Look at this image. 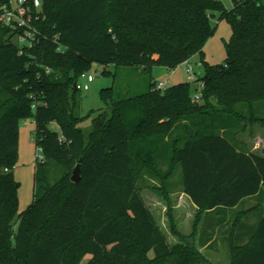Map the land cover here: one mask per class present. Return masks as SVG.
Segmentation results:
<instances>
[{
  "label": "trees",
  "instance_id": "16d2710c",
  "mask_svg": "<svg viewBox=\"0 0 264 264\" xmlns=\"http://www.w3.org/2000/svg\"><path fill=\"white\" fill-rule=\"evenodd\" d=\"M232 2L228 9L222 0H42V11L32 12L37 40L23 47L15 40L22 30L0 24V264H82L87 255L86 264H214L194 244L170 245L138 181L179 169L182 191L210 227L264 194V156L223 133L244 120L264 122V4ZM217 15L233 34L225 61L212 64L204 46ZM197 54L202 101L191 81L157 88L156 66L176 69ZM93 63L104 74L109 65L142 67L148 89L104 88L106 107L80 115L74 83ZM92 115L87 132L80 124ZM26 118H34L43 160L35 199L18 212L13 169ZM242 215L228 238L231 264H264V213L248 227Z\"/></svg>",
  "mask_w": 264,
  "mask_h": 264
},
{
  "label": "rangeland",
  "instance_id": "374dc122",
  "mask_svg": "<svg viewBox=\"0 0 264 264\" xmlns=\"http://www.w3.org/2000/svg\"><path fill=\"white\" fill-rule=\"evenodd\" d=\"M222 1L228 9L233 7L232 0ZM261 1L264 4V0ZM212 24L215 26V31L204 46V58L209 63L219 64L224 62L227 57L225 43L233 33L230 23L226 19L219 18L218 15L212 19ZM15 40L19 41L17 37ZM191 58V65L194 66V69L199 68V75L203 74V65H199L201 56L197 54ZM107 68L111 73L104 74L105 66L98 63L91 65L87 73L92 74L95 78L94 81L89 82L88 90L80 89L77 94L78 114L85 116L91 111L106 107L101 98V91L104 88L115 86L122 95L139 94L148 89L149 77L147 73L142 72V67L109 65ZM187 69L188 66L184 64L173 72L167 67L156 66L152 76L155 81L164 82L166 87L191 81V93L194 95L200 88V82L190 79ZM79 81L83 83L87 80L79 78ZM213 102L216 101L213 100ZM261 116L264 117V115ZM94 117V115L86 117L80 124L87 132L92 128ZM242 125L243 128L236 132L223 131V133L239 149L254 151L264 156V122L244 120ZM50 127L54 130L59 129L56 122L51 123ZM35 128L34 118L20 120L19 152L16 157V166L13 169V175L19 185L17 189L18 212L25 210L35 199L37 158L43 154L36 145ZM60 176L61 168L56 166L52 168L49 180L54 183ZM181 178L180 170L176 169L170 178L164 180L144 175L138 181V186L171 246L174 247L178 243L194 244L197 250L214 264H231L228 238H230L234 217L239 213L243 214L244 223L241 226H253L258 216L264 213V194L246 199L238 208L229 213L224 224L210 227L208 225L209 217L205 216L204 212H200L182 191ZM181 234L186 239L181 238ZM90 258V255L85 256L82 264H86Z\"/></svg>",
  "mask_w": 264,
  "mask_h": 264
},
{
  "label": "built area",
  "instance_id": "2783aa9c",
  "mask_svg": "<svg viewBox=\"0 0 264 264\" xmlns=\"http://www.w3.org/2000/svg\"><path fill=\"white\" fill-rule=\"evenodd\" d=\"M42 0H9L0 6V24L10 26L12 29L22 30L17 36L20 46L33 45L37 40L38 30L32 24V12L42 11ZM22 51L20 50V53ZM188 66L189 78L200 82L199 90L192 96L194 101H201L203 99V89L205 82L199 79L194 66L190 62L183 63ZM46 70L51 71L48 67ZM80 78H85L87 81L81 83L79 80L76 82L78 89L88 90L90 88L89 82L94 81L95 76L89 73H83ZM157 88H167L164 82H159ZM38 160H43V154L38 156Z\"/></svg>",
  "mask_w": 264,
  "mask_h": 264
},
{
  "label": "water",
  "instance_id": "95a60500",
  "mask_svg": "<svg viewBox=\"0 0 264 264\" xmlns=\"http://www.w3.org/2000/svg\"><path fill=\"white\" fill-rule=\"evenodd\" d=\"M74 88L76 91L78 90L76 83H74ZM81 160H82V158L79 160V164L76 166V168L73 172L72 178H71V179H73L74 182L80 181ZM17 186L19 187V185H17Z\"/></svg>",
  "mask_w": 264,
  "mask_h": 264
},
{
  "label": "crops",
  "instance_id": "0c3cea01",
  "mask_svg": "<svg viewBox=\"0 0 264 264\" xmlns=\"http://www.w3.org/2000/svg\"><path fill=\"white\" fill-rule=\"evenodd\" d=\"M191 59H193V58H191ZM191 59L190 60H188V62H190L191 63ZM182 65V64H181ZM200 66H201V64H199ZM156 70V68L153 70V73H154V71ZM175 69H172L171 71L173 72ZM195 71H196V73L199 75V68H196L195 69ZM186 195V194H185ZM186 197H188L187 195H186ZM189 198V197H188ZM190 199V198H189ZM247 199H250V198H247ZM191 201V200H190ZM191 203H192V201H191ZM194 204V203H193Z\"/></svg>",
  "mask_w": 264,
  "mask_h": 264
}]
</instances>
